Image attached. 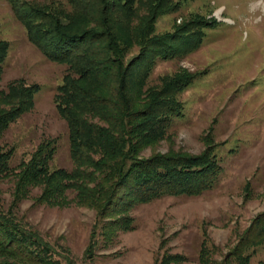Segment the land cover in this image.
Segmentation results:
<instances>
[{"label":"rangeland","instance_id":"obj_1","mask_svg":"<svg viewBox=\"0 0 264 264\" xmlns=\"http://www.w3.org/2000/svg\"><path fill=\"white\" fill-rule=\"evenodd\" d=\"M16 1L0 0V41L8 45L0 88L19 80L39 90L34 107L10 125L0 145L14 149L15 167L28 160L42 141L56 139L52 168L71 170L68 124L56 104L68 66L48 59L30 41L26 23L15 13ZM22 1L45 10L59 9L64 15L74 12L70 0ZM157 2L139 5L140 17L148 16L150 9L152 14ZM173 4L158 14L154 34H182L186 27L201 41L186 52L158 59L146 79L143 91L153 94L190 76L176 97L183 105L181 114L171 118L164 135L141 145L140 157L198 156L210 148L223 173L214 188L201 194L166 195L138 203L127 213L134 219V229L114 226L107 235L96 226L121 215L99 216L98 209L80 202L78 190L71 188L64 200L44 202L39 198L45 185L28 183L17 201L16 216L51 244L59 264H163L167 251L188 258L178 264H201L204 236L210 239L212 260L222 264L247 230L253 227L257 232L255 220L264 212V0H173ZM139 53L136 44L127 59ZM147 101L139 106L144 108ZM18 178L16 174L0 178L3 209L15 201ZM92 242L95 248L88 255ZM245 253L252 254L248 264H264V239ZM237 261L231 259L232 264Z\"/></svg>","mask_w":264,"mask_h":264},{"label":"trees","instance_id":"obj_2","mask_svg":"<svg viewBox=\"0 0 264 264\" xmlns=\"http://www.w3.org/2000/svg\"><path fill=\"white\" fill-rule=\"evenodd\" d=\"M146 1L70 0L74 10L70 16L59 9L14 2L30 41L48 59L68 66L58 86L56 104L68 124L74 167L52 168L56 139L42 141L28 160L15 167L11 165L14 149L0 145V178L10 174L19 177L12 206L0 207V264H59L51 244L16 216L17 201L28 183L45 185L39 198L44 202L64 200L71 188L78 190L80 202L94 205L99 216L121 215L96 226L107 235L114 226L134 229V219L127 213L138 203L166 195L201 194L219 181L223 167L210 148L198 156L140 157L141 145L164 135L171 118L181 114L183 105L176 97L185 82H190V76L181 78L184 80L171 82L152 94L143 91L146 79L158 59L186 52L201 41L186 27L181 28L182 34L155 35L158 14L173 8V0H158L153 13L148 8V16L142 18L138 6ZM174 40L180 47H175ZM136 44L140 53L128 60L127 53ZM7 51V43L0 41V78ZM38 90L37 85L19 80L8 83L7 89L0 88V140L13 122L34 107ZM144 100L148 101L141 108L139 103ZM255 221L257 232L253 227L247 230L222 264H232L233 257L238 259L236 264L249 263L252 254L245 249L264 239V212ZM209 242L204 236L201 264H215ZM94 248L92 242L88 255ZM187 259L167 251L162 262L178 264Z\"/></svg>","mask_w":264,"mask_h":264}]
</instances>
